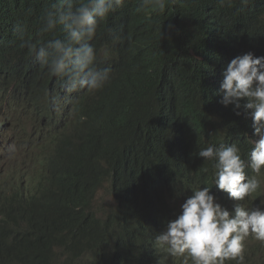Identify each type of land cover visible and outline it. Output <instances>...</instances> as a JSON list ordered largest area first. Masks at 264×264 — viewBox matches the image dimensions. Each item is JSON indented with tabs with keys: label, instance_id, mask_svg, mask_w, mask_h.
Returning <instances> with one entry per match:
<instances>
[{
	"label": "trees",
	"instance_id": "trees-1",
	"mask_svg": "<svg viewBox=\"0 0 264 264\" xmlns=\"http://www.w3.org/2000/svg\"><path fill=\"white\" fill-rule=\"evenodd\" d=\"M53 2L0 0V264H156L166 253L155 236L191 190L208 186L233 207L213 183L212 162L197 152L237 143L243 156L248 139H259L249 122L223 116L213 101L227 64L264 47V0H165L162 10L124 0L90 42L112 48L98 63L111 67L110 81L75 93L14 33L23 23L27 40L50 39L38 29ZM142 190L140 205L134 193ZM101 191L112 203L97 208ZM262 202L264 183L238 203ZM244 264H264V242L251 235Z\"/></svg>",
	"mask_w": 264,
	"mask_h": 264
},
{
	"label": "clouds",
	"instance_id": "clouds-1",
	"mask_svg": "<svg viewBox=\"0 0 264 264\" xmlns=\"http://www.w3.org/2000/svg\"><path fill=\"white\" fill-rule=\"evenodd\" d=\"M123 3L124 0H55L39 17L38 32L41 36L50 34V39L27 40L23 23L14 26V33L49 75L63 79L67 93L98 91L110 81L112 71L110 66L98 67L99 57L109 59L112 48L106 44L97 49L90 42L97 35L100 22ZM150 3L161 10L165 7V0H143L144 5ZM219 3L223 6L225 0ZM241 3L247 5L248 0ZM57 31L63 35L57 36ZM118 40V36H113V44ZM221 75L213 105L223 116L234 115L249 122L259 139H248L251 151L243 156L237 143L209 144L199 149L197 156L213 164L216 189L228 194L233 207L229 210L219 203L208 186L191 190L180 214L155 236L156 247L166 253L156 259V264H166L168 257H183L184 264L189 258L191 264H244L246 238L251 235L264 242V206L248 208L238 203L264 183L259 178L264 169V47L241 51ZM51 102H55L54 98ZM247 168L255 175L247 176ZM144 191L134 193L140 205L145 201Z\"/></svg>",
	"mask_w": 264,
	"mask_h": 264
},
{
	"label": "rangeland",
	"instance_id": "rangeland-1",
	"mask_svg": "<svg viewBox=\"0 0 264 264\" xmlns=\"http://www.w3.org/2000/svg\"><path fill=\"white\" fill-rule=\"evenodd\" d=\"M6 157V151L0 152V159H3ZM111 197L108 193L106 192H100L96 198V206L97 208H100L102 206H105L106 204H111Z\"/></svg>",
	"mask_w": 264,
	"mask_h": 264
},
{
	"label": "bare ground",
	"instance_id": "bare-ground-1",
	"mask_svg": "<svg viewBox=\"0 0 264 264\" xmlns=\"http://www.w3.org/2000/svg\"><path fill=\"white\" fill-rule=\"evenodd\" d=\"M209 40H211V39H209ZM86 105H87V104H86ZM94 110H95V109H94ZM86 113H87V112H86ZM36 136H37V135H36ZM55 146H56V145H55ZM52 152H53V151H52ZM232 202H233V201H232ZM232 202H231V203H232Z\"/></svg>",
	"mask_w": 264,
	"mask_h": 264
},
{
	"label": "water",
	"instance_id": "water-1",
	"mask_svg": "<svg viewBox=\"0 0 264 264\" xmlns=\"http://www.w3.org/2000/svg\"><path fill=\"white\" fill-rule=\"evenodd\" d=\"M257 138H259V137H257Z\"/></svg>",
	"mask_w": 264,
	"mask_h": 264
}]
</instances>
